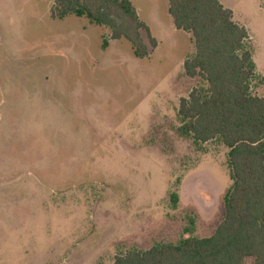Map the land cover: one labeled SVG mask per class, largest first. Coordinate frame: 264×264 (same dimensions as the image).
<instances>
[{"label":"rangeland","instance_id":"374dc122","mask_svg":"<svg viewBox=\"0 0 264 264\" xmlns=\"http://www.w3.org/2000/svg\"><path fill=\"white\" fill-rule=\"evenodd\" d=\"M53 2L0 0V264H113L210 237L231 186L228 150L176 131L179 101L200 80L184 73L193 40L170 29L167 0L131 1L156 40L141 32L144 59L107 27L52 19ZM229 4L262 96L264 2Z\"/></svg>","mask_w":264,"mask_h":264},{"label":"trees","instance_id":"16d2710c","mask_svg":"<svg viewBox=\"0 0 264 264\" xmlns=\"http://www.w3.org/2000/svg\"><path fill=\"white\" fill-rule=\"evenodd\" d=\"M167 2L175 29L193 40L194 52L183 62L184 73L200 80L187 99L179 101L176 131L196 146L220 141L228 150L231 186L223 197V217L210 237L188 236L145 251L131 250L115 256L113 264H244L246 259L264 264V95L250 90L256 75L245 47L248 32L220 0ZM69 15L107 27L110 38L126 40L138 59L149 54L142 31L150 48L156 47L131 0H54L51 18ZM170 202L176 209V193ZM190 227L184 234L193 231L192 222Z\"/></svg>","mask_w":264,"mask_h":264},{"label":"crops","instance_id":"0c3cea01","mask_svg":"<svg viewBox=\"0 0 264 264\" xmlns=\"http://www.w3.org/2000/svg\"><path fill=\"white\" fill-rule=\"evenodd\" d=\"M132 1V0H131ZM168 3V2H167ZM220 3L223 5L224 8H227L229 10L232 11V6L229 4V0H220ZM135 7V6H134ZM136 9V8H135ZM136 12L138 13L137 9H136ZM166 13H168V4H167V8H166ZM232 14H233V17H234V13L232 11ZM169 15V14H168ZM139 16V15H138ZM170 17V16H169ZM171 19V18H170ZM172 22V20H171ZM144 23V22H143ZM145 24V23H144ZM238 24V23H237ZM146 25V24H145ZM172 25H173V22H172ZM240 25V24H239ZM147 26V25H146ZM243 26V25H241ZM244 27V26H243ZM148 28V27H147ZM245 28V27H244ZM170 29H172L173 31L175 30V27L174 25L173 26H170ZM246 29V28H245ZM149 30V28H148ZM247 30V29H246ZM176 31V30H175ZM185 33V32H183ZM187 36H190L188 33H186Z\"/></svg>","mask_w":264,"mask_h":264}]
</instances>
